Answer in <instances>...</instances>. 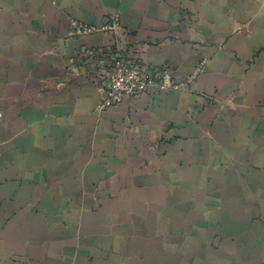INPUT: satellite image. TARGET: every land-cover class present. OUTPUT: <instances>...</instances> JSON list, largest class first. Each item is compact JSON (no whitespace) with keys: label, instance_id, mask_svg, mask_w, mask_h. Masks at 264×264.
Instances as JSON below:
<instances>
[{"label":"crops","instance_id":"obj_1","mask_svg":"<svg viewBox=\"0 0 264 264\" xmlns=\"http://www.w3.org/2000/svg\"><path fill=\"white\" fill-rule=\"evenodd\" d=\"M116 45L180 86L101 109ZM0 264H264V0H0Z\"/></svg>","mask_w":264,"mask_h":264},{"label":"built area","instance_id":"obj_2","mask_svg":"<svg viewBox=\"0 0 264 264\" xmlns=\"http://www.w3.org/2000/svg\"><path fill=\"white\" fill-rule=\"evenodd\" d=\"M121 30L119 19L112 16L109 22L100 28L73 21L71 34L74 36L95 33L118 35ZM86 55H88L87 61H91L89 64L95 67L94 71H98L97 83L102 90L101 109L118 105L127 97L135 98L152 91L165 92L180 86L167 65L150 71L140 60L127 59L118 46L115 49L108 48L106 51L89 50ZM201 69V66L196 67L189 81L194 80Z\"/></svg>","mask_w":264,"mask_h":264}]
</instances>
